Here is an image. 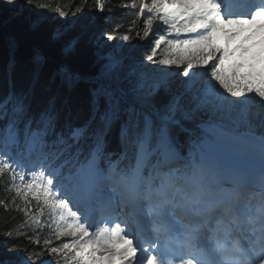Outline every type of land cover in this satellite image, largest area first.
Segmentation results:
<instances>
[{"label": "snow or ice", "instance_id": "snow-or-ice-1", "mask_svg": "<svg viewBox=\"0 0 264 264\" xmlns=\"http://www.w3.org/2000/svg\"><path fill=\"white\" fill-rule=\"evenodd\" d=\"M122 3L0 0L32 48L0 53V209L33 229L0 231V264H264V0H131L127 27Z\"/></svg>", "mask_w": 264, "mask_h": 264}, {"label": "trees", "instance_id": "trees-1", "mask_svg": "<svg viewBox=\"0 0 264 264\" xmlns=\"http://www.w3.org/2000/svg\"><path fill=\"white\" fill-rule=\"evenodd\" d=\"M126 1L127 0H125L122 4L115 7V10L118 12V15L115 18L118 20H122L125 27H127L128 24L124 18L132 13H138V10L131 8V6H128L127 12L123 11V7ZM79 3L80 0H59V4L62 5L63 8L62 14H59L54 7L52 8L46 7L43 9H38V13L41 16L55 20L58 17H63L65 13H67L70 16L73 11H76L77 4ZM0 12L3 13V15H0V53L4 52L7 49L10 42L15 41L17 45V54L19 60L22 63L26 62L30 57V55L32 54L31 43L28 37L24 33L18 31L11 24L3 23V21L7 18L9 14V10L7 8H4L3 4H0ZM139 26H140V18L139 16H137V24L133 27V35ZM147 48H148L147 44L140 43V47L137 49V52L138 53L145 52ZM0 70H2V60H0ZM3 183H4L3 181H0V199L6 198L4 189L2 187ZM8 195H11V193H8ZM20 203L22 204V202ZM13 217L16 218L14 223H13ZM46 218H47V210H45V219ZM30 224H31L30 220L27 223L24 222V217L20 212H12L6 214L3 212L2 209H0V231H3L6 225H11L13 231L20 229L30 232L33 230L32 227L29 226Z\"/></svg>", "mask_w": 264, "mask_h": 264}, {"label": "rangeland", "instance_id": "rangeland-1", "mask_svg": "<svg viewBox=\"0 0 264 264\" xmlns=\"http://www.w3.org/2000/svg\"><path fill=\"white\" fill-rule=\"evenodd\" d=\"M124 1H125V0H123V2H124ZM40 2H41V4L46 5V7H49V8L54 7V8L57 10V12H58L59 14H62V13H63V8H62V5L59 4V0H40ZM108 2H110V0H105V3H108ZM145 3L148 4V6H150V0H145ZM125 4L128 5V6H131V0H127V1L125 2ZM58 10H59V11H58ZM136 10L139 11V7H137ZM157 22H158V17H155V16H154L153 24L155 25ZM139 27H140V26H139ZM139 27H138V28H139ZM138 28H137V29H138ZM135 33H136V31H135ZM135 33H134L133 36H135ZM133 43H135V41H133ZM139 43H145V42H144V41H140ZM159 55H161V56L163 55V51H162V49L160 50ZM202 76H203V74H201V77H202Z\"/></svg>", "mask_w": 264, "mask_h": 264}, {"label": "bare ground", "instance_id": "bare-ground-1", "mask_svg": "<svg viewBox=\"0 0 264 264\" xmlns=\"http://www.w3.org/2000/svg\"><path fill=\"white\" fill-rule=\"evenodd\" d=\"M245 155H247V157H249V158H259L260 159V156H259V152L257 151V152H255V153H249V154H245Z\"/></svg>", "mask_w": 264, "mask_h": 264}]
</instances>
